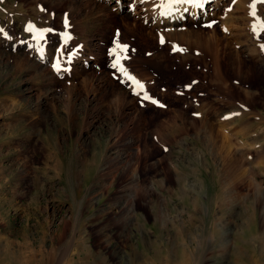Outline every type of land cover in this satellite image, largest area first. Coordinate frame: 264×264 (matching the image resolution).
Returning <instances> with one entry per match:
<instances>
[{
	"label": "rangeland",
	"instance_id": "1",
	"mask_svg": "<svg viewBox=\"0 0 264 264\" xmlns=\"http://www.w3.org/2000/svg\"><path fill=\"white\" fill-rule=\"evenodd\" d=\"M73 1L0 0V264H264V0L187 39L147 36L144 0Z\"/></svg>",
	"mask_w": 264,
	"mask_h": 264
},
{
	"label": "bare ground",
	"instance_id": "2",
	"mask_svg": "<svg viewBox=\"0 0 264 264\" xmlns=\"http://www.w3.org/2000/svg\"><path fill=\"white\" fill-rule=\"evenodd\" d=\"M111 1V0H110ZM115 1V0H114ZM117 2H115L113 5L116 7V9L115 10H118L119 11V5H120V3L122 2V0H116ZM145 2H143L144 4H143V6H141L140 7V10L142 9V8H144V6H145V8H146V10H144V11H146L145 12V18L146 19H144L147 23H148V25H146V26H149L148 27V30H149V32H146V35L147 36H149V35H156V36H158V35H160V34H162L163 33V29L161 30V29H159L158 27H163L164 28V31H165V37L166 38H179V39H182V38H184L185 37V39H187L186 37H188V36H192V34L191 35H188L189 33H192V32H196L197 30H194L192 27L190 28V29H185V30H182V29H180V28H178V26L180 25V24H184V23H187V22H200V20H203L204 18H206L209 14H211V12L212 13H214L216 10H217V8H218V6H219V4H221V2H222V0H213V3L211 2L212 0H180V2H176V0H173L172 2H170V3H167V0H144ZM244 1H246V2H248V0H237V6H238V4H242V3H239V2H243L244 3ZM261 1H263V0H261ZM61 2H66V3H68V4H71V5H73L72 3L74 2L73 0H60V2L59 3H61ZM140 2V1H139ZM142 2V1H141ZM250 3H252V4H257V2H256V0H250ZM246 5V4H245ZM236 5H235V7H237ZM242 6H244V5H242ZM136 8V7H135ZM144 8V9H145ZM241 8V7H240ZM243 8V7H242ZM246 8H247V6H246ZM258 8V7H257ZM237 9V8H236ZM253 9V8H252ZM115 10H112L113 12L115 11ZM239 10V9H238ZM245 11V10H244ZM244 14H245V12H244ZM111 15L112 16H118L117 15V13L116 12H114V13H112L111 12ZM230 15V14H229ZM228 15V16H229ZM141 16V15H140ZM245 16H246V14H245ZM244 16V17H245ZM142 18H143V15H142ZM242 19V18H241ZM144 21V22H145ZM225 21V20H224ZM233 21V20H232ZM246 21H247V18H246ZM125 24V26H126V28H129L130 27V25L129 26H127V22L126 23H124ZM144 24V23H143ZM247 24H248V21H247ZM250 24H251V22H250ZM249 24V25H250ZM254 24V23H253ZM228 26V25H227ZM226 26V27H227ZM232 26V25H231ZM253 26V25H252ZM259 26V25H258ZM182 27V26H181ZM225 27V26H224ZM225 27V28H226ZM228 27H230V25L228 26ZM249 27V26H248ZM220 28H221V26H220ZM232 28H233V26H232ZM236 28H238V27H236ZM241 28V27H240ZM240 28H238L239 29V31L241 32V30H240ZM243 28H244V26H243ZM250 28H252V27H250ZM249 28V29H250ZM130 30L132 29V28H129ZM184 29V28H183ZM224 29V28H223ZM247 29V28H246ZM253 29V28H252ZM251 29V30H252ZM256 29V28H255ZM264 29V28H263ZM213 30V29H212ZM245 30V29H244ZM254 30V29H253ZM253 30H252V32H253ZM141 31V30H140ZM162 31V32H161ZM238 31V32H239ZM248 31V30H247ZM72 32V31H71ZM224 32L226 33V32H228V33H230V35H229V37L230 36H235V39H239L240 38V35L242 34V33H238L237 31H236V33L235 32H230V29L229 28H227V30H224ZM249 32V31H248ZM261 32V31H260ZM160 33V34H159ZM250 33V32H249ZM76 34V33H75ZM226 34V35H227ZM163 35V34H162ZM185 35H187V36H185ZM213 35H215V34H213ZM224 35V34H223ZM72 36H73V34H72ZM184 36V37H183ZM228 37V36H227ZM252 38V37H251ZM184 39V40H185ZM206 39V38H205ZM205 39H202V37H200V44L205 40ZM68 40V39H67ZM71 40H72V38H71ZM177 41V40H176ZM199 41V40H198ZM62 42V41H61ZM81 42V41H80ZM60 43V42H59ZM197 43V42H196ZM237 43V42H236ZM76 44H77V42H76ZM79 44V43H78ZM83 45V44H82ZM245 45V44H244ZM259 45V44H258ZM74 46V45H73ZM260 47V46H259ZM45 49H44V52H45V50H46V54L48 53V59H49V56L51 55L50 54V51H51V48H50V46L49 47H44ZM221 46H220V44H219V42L218 41H216L214 38H213V42H211V41H209V42H207L206 44H204L202 47H201V52H200V57H202L201 59L202 60H204V58L207 56V54L210 56V62H213L214 64H216L217 65V63L218 62H221V61H223V60H227L228 62L233 58V53H225L224 54V52L222 51L221 52ZM41 49H43L42 48V46H38V48H37V51H41ZM63 49V48H62ZM81 50H83V47L81 48ZM81 50L80 51H76L74 54L76 55H74L75 57H73V58H71L72 59V61H71V59L69 60V61H71V62H77L78 60V58H80V55H81ZM190 49H189V46H188V49L186 48V51H189ZM223 50H225V49H223ZM37 51H36V53H37ZM163 51V50H162ZM62 52H63V50H62ZM62 52H60V53H62ZM176 52V51H175ZM35 53V54H36ZM41 53H42V51H41ZM34 54V55H35ZM90 56H92V52L90 51L89 53H88ZM110 54V53H109ZM114 54V53H113ZM72 55V56H73ZM176 55V54H175ZM222 55H224L225 56V59H223V57H222ZM47 56V55H46ZM114 56H115V54H114ZM131 56V55H130ZM38 57V56H37ZM51 57V56H50ZM53 57V56H52ZM40 58V57H39ZM60 58H61V56H60ZM116 58V57H115ZM189 58H191V57H189ZM45 59V57H41V60H44ZM68 59V58H67ZM83 59V58H82ZM85 60H88L89 58H87V57H85L84 58ZM209 59V58H208ZM58 60V59H57ZM103 60V58H101L100 59V61H102ZM111 60V59H110ZM179 60V59H178ZM189 60V59H188ZM45 61V60H44ZM64 61V60H63ZM62 61V62H63ZM120 61V60H119ZM205 61H207V59L205 60ZM79 62V61H78ZM94 65H91L90 66V68H92V66H93V68L95 67V69H96V67H98L99 66V68L100 67H102L103 66V64H102V62H96V60L94 59ZM112 62V61H111ZM116 62H118V61H115V63ZM126 62V61H125ZM124 62V63H125ZM216 62V63H215ZM89 63V62H88ZM68 64V63H67ZM112 64H113V62H112ZM117 64V63H116ZM116 64H115V67H116ZM59 65V64H58ZM63 65V64H62ZM66 65V64H65ZM80 65V64H79ZM88 66H89V64H87ZM111 65V64H110ZM120 65H123V64H120ZM119 65V66H120ZM57 66V65H56ZM55 66V67H56ZM77 66V65H76ZM84 66V65H83ZM215 66V65H214ZM59 67V66H58ZM61 67V66H60ZM67 67V66H66ZM70 67H71V65H70ZM111 67H113L112 65H111ZM118 67V66H117ZM123 67V66H122ZM120 68H121V66H120ZM213 68V67H212ZM66 69H68V68H66ZM84 69H87V68H84ZM214 69V68H213ZM212 69V70H213ZM216 71V70H215ZM34 72V71H33ZM57 74H58V76H63V78H64V80L65 79H73V75H71L69 72L68 73H64V71H62V70H59L58 72H57ZM80 73H77V75H79ZM124 75V74H123ZM130 74H128V76H129ZM132 75V74H131ZM130 75V76H131ZM61 78V77H60ZM220 78V77H219ZM135 80V79H134ZM136 81H138V80H136ZM134 82V81H133ZM141 82V81H140ZM135 83V82H134ZM136 83H138V82H136ZM143 84H144V82H143ZM73 85V84H72ZM144 86V85H143ZM147 87V86H146ZM143 89H144V87H143ZM146 90V89H145ZM145 90H144V93H145ZM143 91V90H142ZM148 91V90H147ZM132 92V91H131ZM141 92V91H140ZM134 93V92H133ZM141 93H143V92H141ZM143 93V94H144ZM147 94V93H146ZM146 94H144V95H146ZM138 95V94H137ZM140 95V94H139ZM142 95V94H141ZM148 96V95H147ZM145 97V96H144ZM179 112V111H178ZM205 124V123H204ZM211 124L212 123H209L207 126L208 127H211L212 128V126H211ZM91 125V124H90ZM213 129V128H212ZM226 142V141H225ZM229 145H230V143H228ZM227 144V145H228ZM231 147H232V145H230ZM229 147V146H228ZM231 149V148H230ZM229 150V149H228ZM232 150V149H231ZM236 151V150H235ZM232 152H233V150H232ZM234 153V152H233ZM236 153V152H235ZM232 155V154H231ZM231 157V156H230ZM229 164H230V166H233V170H232V175L235 177V179H239V181H241L243 178H247L248 180H250L251 179V176H250V173H249V169L247 168V166L243 163V161L240 159V158H235V159H229ZM224 164V163H223ZM228 168V167H227ZM245 180V179H244ZM246 181V180H245ZM132 187V186H131ZM141 188V187H140ZM139 188V189H140ZM140 190H138V192H139ZM145 192V191H144Z\"/></svg>",
	"mask_w": 264,
	"mask_h": 264
},
{
	"label": "snow or ice",
	"instance_id": "3",
	"mask_svg": "<svg viewBox=\"0 0 264 264\" xmlns=\"http://www.w3.org/2000/svg\"><path fill=\"white\" fill-rule=\"evenodd\" d=\"M176 2H180V0H176ZM65 23H67V20L65 21ZM262 48H264V45H262Z\"/></svg>",
	"mask_w": 264,
	"mask_h": 264
}]
</instances>
